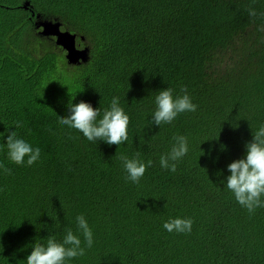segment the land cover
<instances>
[{
	"label": "trees",
	"instance_id": "16d2710c",
	"mask_svg": "<svg viewBox=\"0 0 264 264\" xmlns=\"http://www.w3.org/2000/svg\"><path fill=\"white\" fill-rule=\"evenodd\" d=\"M249 6L264 12V0H0V164L11 169L0 168V264H26L35 241L69 228L85 255L67 264H264V207L249 214L225 185L264 124V17ZM37 14L75 33L87 59L69 64ZM167 87H186L197 109L151 124ZM113 97L130 117L119 146L59 123L80 101L100 119ZM13 130L41 149L33 165L10 161ZM177 135L189 151L172 172L160 156ZM137 152L152 161L138 184L120 159ZM174 218H191V231L165 230Z\"/></svg>",
	"mask_w": 264,
	"mask_h": 264
},
{
	"label": "clouds",
	"instance_id": "9594fccd",
	"mask_svg": "<svg viewBox=\"0 0 264 264\" xmlns=\"http://www.w3.org/2000/svg\"><path fill=\"white\" fill-rule=\"evenodd\" d=\"M255 0H253V3ZM248 15L256 18L264 17V12L249 6ZM264 31V25L259 27ZM81 48V47H79ZM63 85V84H62ZM46 86V85H45ZM182 95H173L172 88H165L155 96L156 108L151 117V124L157 126L171 124L175 118L184 112H195L197 105L192 102L187 88L180 90ZM100 109L93 108L88 102L80 101L69 105V115L60 117L59 123L76 129L90 142L102 140L109 145H121L128 140L129 115L120 106L119 97H113L110 109H105L102 118ZM150 124V125H151ZM22 123L15 122V127H22ZM70 138H73L70 136ZM174 143L170 152L160 156L161 168L176 171L177 162L189 151L187 137L177 135L173 137ZM8 157L17 165H24L25 158L28 166L33 165L41 157V149L33 147L23 138H19L16 131H10L6 137ZM244 158L233 160L227 165L230 175L226 177V187L234 195L235 200L244 207L249 214H254L257 208L264 207V124L253 134L252 140L245 145ZM137 152L133 158L121 155L123 167L127 172L126 179L139 183L152 161L146 163ZM5 174H11V169L0 164ZM78 231L84 238L87 248L93 245V232L83 214L76 216ZM193 221L191 218H174L164 222L163 227L168 232L188 233L191 231ZM2 247V245H0ZM85 255V247L81 246L80 236L66 229L62 241L55 236H48L46 243L35 241L30 254L26 257V264H67V261Z\"/></svg>",
	"mask_w": 264,
	"mask_h": 264
},
{
	"label": "water",
	"instance_id": "95a60500",
	"mask_svg": "<svg viewBox=\"0 0 264 264\" xmlns=\"http://www.w3.org/2000/svg\"><path fill=\"white\" fill-rule=\"evenodd\" d=\"M28 2H25V6ZM36 28H39V34L42 36L55 37L56 45L60 46L65 52V58L69 64L79 63L85 61L88 57V48L84 46L79 48L76 45L77 35L69 30H62L60 28V22L42 20L40 16L36 15V21L34 22ZM82 39L84 37H81Z\"/></svg>",
	"mask_w": 264,
	"mask_h": 264
},
{
	"label": "rangeland",
	"instance_id": "374dc122",
	"mask_svg": "<svg viewBox=\"0 0 264 264\" xmlns=\"http://www.w3.org/2000/svg\"><path fill=\"white\" fill-rule=\"evenodd\" d=\"M38 34H39V30H38Z\"/></svg>",
	"mask_w": 264,
	"mask_h": 264
}]
</instances>
